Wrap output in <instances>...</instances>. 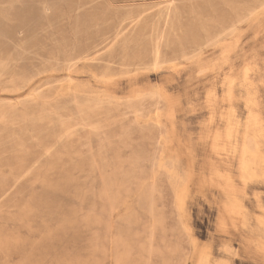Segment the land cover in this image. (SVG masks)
<instances>
[{"label": "rangeland", "instance_id": "rangeland-1", "mask_svg": "<svg viewBox=\"0 0 264 264\" xmlns=\"http://www.w3.org/2000/svg\"><path fill=\"white\" fill-rule=\"evenodd\" d=\"M0 264H264V0H0Z\"/></svg>", "mask_w": 264, "mask_h": 264}, {"label": "bare ground", "instance_id": "bare-ground-1", "mask_svg": "<svg viewBox=\"0 0 264 264\" xmlns=\"http://www.w3.org/2000/svg\"><path fill=\"white\" fill-rule=\"evenodd\" d=\"M227 3V2H226ZM216 5V4H215ZM17 18V17H16ZM214 18V17H213ZM166 23V22H165ZM152 26V25H151ZM154 27V26H153ZM163 30V29H162ZM154 31V30H153ZM158 33V32H157ZM221 33V32H220ZM118 34H119V32H118ZM154 34V33H153ZM87 35V34H86ZM116 35H117V33H116ZM156 35V34H155ZM159 35H160V33H159ZM166 35H167V33H166ZM165 35V36H166ZM222 36V35H221ZM115 37V36H114ZM117 37V36H116ZM115 37V38H116ZM197 38V37H196ZM220 38V37H219ZM158 39V38H157ZM211 39V38H210ZM132 42V41H131ZM150 42H152V41H150ZM217 43V42H216ZM152 45V44H151ZM127 46V45H126ZM148 46V45H147ZM150 47V46H149ZM77 51V50H76ZM156 51V50H155ZM159 54L160 53H158V51H156V54H155V62H156V64H160L161 65V63H162V58L160 59V56H159ZM154 57V56H153ZM153 60V59H152ZM161 60V61H160ZM23 62V61H22ZM175 62V61H174ZM62 63V62H61ZM155 67V66H154ZM58 110V109H57ZM33 156V155H32ZM7 164V163H6ZM8 166V165H7ZM28 166V165H27ZM67 166H68V164H67ZM70 167V166H69ZM38 168V167H37ZM67 171V170H66ZM22 173V172H21ZM35 176V175H34ZM31 179V178H30ZM77 184V183H76ZM75 184V185H76ZM43 204V203H42ZM50 214V213H49Z\"/></svg>", "mask_w": 264, "mask_h": 264}]
</instances>
